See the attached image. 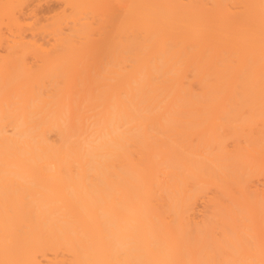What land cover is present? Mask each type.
Here are the masks:
<instances>
[{
  "label": "bare ground",
  "instance_id": "bare-ground-1",
  "mask_svg": "<svg viewBox=\"0 0 264 264\" xmlns=\"http://www.w3.org/2000/svg\"><path fill=\"white\" fill-rule=\"evenodd\" d=\"M40 1L0 0V264H264V0Z\"/></svg>",
  "mask_w": 264,
  "mask_h": 264
},
{
  "label": "rangeland",
  "instance_id": "rangeland-1",
  "mask_svg": "<svg viewBox=\"0 0 264 264\" xmlns=\"http://www.w3.org/2000/svg\"><path fill=\"white\" fill-rule=\"evenodd\" d=\"M63 7L64 6L62 5V2L59 0H41L38 3V5L35 7V9L33 10L34 11L33 14L28 13V14H30L29 17H31V20L29 23H34V21H35V18L33 17L34 15L41 17L43 19L50 18L56 12L62 11L64 9ZM29 33H30V31H29ZM50 39L48 37L45 40L49 41Z\"/></svg>",
  "mask_w": 264,
  "mask_h": 264
},
{
  "label": "clouds",
  "instance_id": "clouds-1",
  "mask_svg": "<svg viewBox=\"0 0 264 264\" xmlns=\"http://www.w3.org/2000/svg\"><path fill=\"white\" fill-rule=\"evenodd\" d=\"M84 147L90 153H102L107 145L105 138H91L85 142Z\"/></svg>",
  "mask_w": 264,
  "mask_h": 264
}]
</instances>
